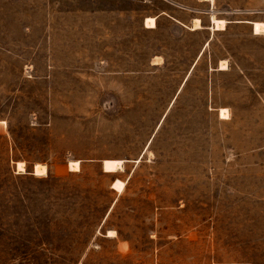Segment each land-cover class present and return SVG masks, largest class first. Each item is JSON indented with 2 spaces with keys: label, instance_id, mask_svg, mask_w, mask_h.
<instances>
[{
  "label": "rangeland",
  "instance_id": "374dc122",
  "mask_svg": "<svg viewBox=\"0 0 264 264\" xmlns=\"http://www.w3.org/2000/svg\"><path fill=\"white\" fill-rule=\"evenodd\" d=\"M132 1L125 55L99 30L37 28L20 44L23 18L74 23L69 11L107 0H0V264H264V34L244 43L256 73L242 95L256 107L225 122L194 111L188 134L165 109L171 94L147 87L155 35L139 12L151 0ZM215 1L228 18L264 20V0ZM51 33L66 44L44 46ZM108 159L123 170L105 172Z\"/></svg>",
  "mask_w": 264,
  "mask_h": 264
},
{
  "label": "crops",
  "instance_id": "0c3cea01",
  "mask_svg": "<svg viewBox=\"0 0 264 264\" xmlns=\"http://www.w3.org/2000/svg\"><path fill=\"white\" fill-rule=\"evenodd\" d=\"M132 2L107 0V4H101L99 8L69 11V14L79 16V20L69 24L60 23L59 26L53 19H45L37 25L29 17L23 18L21 27L26 31L27 37L20 44L35 45L30 32L37 28L77 32L99 30L107 33L110 45H116V41L111 40L119 36L122 42L117 45L124 47L123 53L126 55L131 52L133 45ZM216 4L215 0H151L148 4H140L139 27L148 35H155V48L150 62L154 68L147 71L145 77L155 79L156 84L147 87L161 88L171 94L165 109L178 111L175 120L178 125L187 126L188 134L196 132L194 111H203V115L207 113L214 116L216 121L225 122L228 118H221L222 110H247L256 107V103L248 102L245 95H242L244 86L249 88L250 70L252 76L256 73L249 68L247 60L250 59L247 58L245 62L244 43L245 40L251 41L264 34H256L254 28L255 22L264 23V20L228 18L217 10ZM53 6L50 5L46 13L53 14ZM33 12L29 4L22 13L30 15ZM235 12L237 13L234 15H237L238 10ZM212 17L225 20V27L218 29ZM147 18H154L156 26L148 27ZM101 19H107V22H102ZM195 20L200 21V27H193ZM80 34L81 41H77V44L88 45L87 34ZM42 42L44 46L50 47L66 44L58 43L52 33L44 37ZM126 47L130 49L126 51ZM223 62L228 63L227 69L223 70ZM258 104L264 106L263 103ZM166 116L167 113L163 115L159 125Z\"/></svg>",
  "mask_w": 264,
  "mask_h": 264
},
{
  "label": "bare ground",
  "instance_id": "6f19581e",
  "mask_svg": "<svg viewBox=\"0 0 264 264\" xmlns=\"http://www.w3.org/2000/svg\"><path fill=\"white\" fill-rule=\"evenodd\" d=\"M212 18H213V21L216 24L218 29L225 27V25H226V21L225 20H219V19H216V17H212ZM146 25L148 27H151V28L155 27L156 26V22H155L154 18H150V19L147 18ZM200 25H201L200 21L197 20L194 23L193 27H200ZM254 28H255L256 34L264 33V23L263 22H255L254 23ZM227 64H228L227 62H226V64L224 62L221 64L223 70L227 69V66H228ZM228 117H229L228 110H222L221 111V118L222 119H227ZM1 123H3V122L1 121ZM5 130H6V128H5ZM103 167H104V171L105 172L115 173L117 171L123 170L124 161L123 160H113V159L112 160H109V159L108 160H104L103 161ZM80 168H81L80 161H71L70 164H69L70 171H74V172L75 171H79ZM18 170H19V172H25L26 171L25 165L23 163H18ZM47 173H48V168H47V166L45 164H35L34 174L36 176H44ZM125 185H126V183L124 181L117 179V180H115L113 182L112 188L115 189L117 192L122 193L124 191V189H125ZM107 236L108 237H116V232L114 230L113 231H108V235ZM122 245H124V244L122 243ZM123 247L126 248L125 246H123Z\"/></svg>",
  "mask_w": 264,
  "mask_h": 264
}]
</instances>
